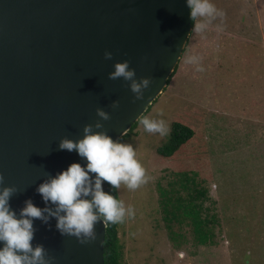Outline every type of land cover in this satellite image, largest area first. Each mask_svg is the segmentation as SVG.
Segmentation results:
<instances>
[{"label": "water", "instance_id": "water-1", "mask_svg": "<svg viewBox=\"0 0 264 264\" xmlns=\"http://www.w3.org/2000/svg\"><path fill=\"white\" fill-rule=\"evenodd\" d=\"M193 27L186 0H0V173L18 189L10 199L17 214L28 198L45 206L36 189L47 177L85 163L60 139L81 138L98 107L111 114L99 130L114 140L130 131L168 86ZM124 60L137 78L153 77L142 100L123 78L109 79ZM56 223L34 220L32 240L53 264H106L108 225L81 243Z\"/></svg>", "mask_w": 264, "mask_h": 264}, {"label": "rangeland", "instance_id": "rangeland-1", "mask_svg": "<svg viewBox=\"0 0 264 264\" xmlns=\"http://www.w3.org/2000/svg\"><path fill=\"white\" fill-rule=\"evenodd\" d=\"M212 2L224 15L191 33L176 74L145 115L159 118L163 109L168 134L139 123L122 140L150 177L136 190L118 189L135 209L118 225L125 264H264V0ZM191 55L203 71L186 62ZM175 122L195 134L165 157L159 148ZM191 195L205 220L214 216L207 244L183 212L171 220L174 202L187 205Z\"/></svg>", "mask_w": 264, "mask_h": 264}, {"label": "clouds", "instance_id": "clouds-1", "mask_svg": "<svg viewBox=\"0 0 264 264\" xmlns=\"http://www.w3.org/2000/svg\"><path fill=\"white\" fill-rule=\"evenodd\" d=\"M186 4L194 22L192 33L205 32L213 20L224 15L212 0H186ZM104 55L111 59L113 53L105 51ZM186 62L195 65L197 71L204 70L197 55L187 57ZM120 78L129 82L137 100L144 98L145 91L153 83L151 76L137 78L136 69L130 67L128 60L117 61L114 71L109 73V79ZM119 103V100H113L111 107L116 109ZM96 112L100 119L94 124H86L81 138L65 136L60 139L61 150L75 151L85 163L73 162L38 185L36 191L45 202L43 208L28 198L17 214L10 199L18 189L4 185V175L0 173V264H53V258L46 254L43 244H32L36 231L34 220L47 224L54 217L62 235L75 236L81 243H86L97 239L98 223L107 226L135 216L134 207L117 199L113 192L105 191L104 184L108 183L114 190L120 189L122 184L129 190H136L150 177L131 143L114 140L106 130H99L104 128V121L111 119L110 112L103 107H98ZM163 115L161 109L159 118L141 115L138 122L146 132L165 136L169 126Z\"/></svg>", "mask_w": 264, "mask_h": 264}, {"label": "trees", "instance_id": "trees-1", "mask_svg": "<svg viewBox=\"0 0 264 264\" xmlns=\"http://www.w3.org/2000/svg\"><path fill=\"white\" fill-rule=\"evenodd\" d=\"M193 24H194V22H193ZM188 43H189V41H188ZM177 68H178V66H177ZM177 68L172 73V75L168 81V85L171 82L174 75L176 74ZM154 103L143 114L144 116L146 115V113L148 111H150V109L154 105ZM138 124H139V122L136 121L133 124L130 131L128 133H126L125 135H123L120 138V140H123L128 135H130L135 130V128L137 127ZM194 134H195V131L191 127L184 125L180 122H175L173 124V129H172L169 141L164 146L159 148V153L165 157L173 156L174 154L177 153V151L180 149V147L182 145L186 144L194 136ZM184 179L186 180L187 183H190V181L193 182L194 184L196 183L193 178L184 177ZM104 189H105V191L113 192V194L116 195V198L120 200L119 191L112 189L108 183L104 184ZM197 193L200 196H204L205 190H203V191L197 190ZM194 198H196V196L191 195L190 199L188 201L189 204H187V205L182 204L179 200L175 201L173 204V208L171 209V210H173L171 212L172 214H170L172 216L171 220L172 219H180L179 214L181 212H183L186 217L188 216L191 218L192 223L195 226L198 241L202 244H207L210 237L213 235L212 229L209 227V225H210L211 221L214 219V216H213V218L205 220L202 217L203 207L201 205L197 204L196 201L194 200ZM169 200H171V199H169ZM169 200L165 201V205H166V203H169ZM171 210H169V211H171ZM169 211H168V213H169ZM174 213H176V214L173 215ZM118 225H119V223L108 224V226H107V234H106V241H105L106 264H125L124 263L123 248H122V245L120 243L119 226Z\"/></svg>", "mask_w": 264, "mask_h": 264}]
</instances>
